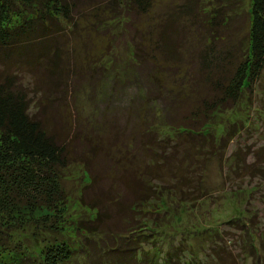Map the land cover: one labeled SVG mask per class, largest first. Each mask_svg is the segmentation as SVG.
Segmentation results:
<instances>
[{"label":"trees","instance_id":"obj_1","mask_svg":"<svg viewBox=\"0 0 264 264\" xmlns=\"http://www.w3.org/2000/svg\"><path fill=\"white\" fill-rule=\"evenodd\" d=\"M153 1L0 0V264H127L136 258L130 254L132 248L137 253L134 241L147 237L144 224L153 218L146 213L164 212L156 204L164 193L193 199L202 191L205 161L234 135L227 127L217 135L210 123L240 100L264 66V0H250L246 41L238 47L218 33V22L207 23L220 10L215 3L205 9L202 0H182L180 8L170 2L154 15ZM198 14L205 20L202 32L192 30ZM135 16L145 22L140 30L133 26ZM92 28L121 41L125 58L109 44L111 57L79 63L71 97L83 81L116 83L121 77L132 78L146 97L139 93L131 103L107 109L105 97L100 105L107 112L97 117L89 111L82 121L71 107L69 123L64 107L57 109L69 84L55 95L46 89L55 91L62 71L70 76L75 66L61 55L63 39ZM184 55L198 82L188 74L193 100L165 87L184 85L176 71ZM243 152L253 159L244 161ZM243 152L235 147L228 153L226 169L264 176V144ZM92 161L101 168L92 169ZM70 163L89 165L83 166L89 179L79 200L95 210L91 224L69 215L63 179ZM110 166L117 177L107 183ZM164 170L170 186L162 183ZM90 188L92 197L86 196ZM258 238L264 246V237ZM252 244H244L241 253H249ZM213 250L214 263H223L222 252Z\"/></svg>","mask_w":264,"mask_h":264},{"label":"rangeland","instance_id":"obj_2","mask_svg":"<svg viewBox=\"0 0 264 264\" xmlns=\"http://www.w3.org/2000/svg\"><path fill=\"white\" fill-rule=\"evenodd\" d=\"M176 1L177 3H175ZM181 1L154 0L151 11L156 15V10L160 11V7H166L170 2L175 3V7L178 4V8H180ZM202 2L205 9H211L210 7L214 3L220 9L213 18H209L210 15L206 17L207 23L218 22V33L230 44L235 41L230 45L231 47L236 42H238L237 47L238 45L243 46L249 24L250 0H202ZM176 13L173 11L172 14ZM183 13L184 11L180 10L178 16L186 18ZM164 14L165 12L162 10L161 16ZM196 17L198 22L192 23V30L199 29L202 32L201 21L205 23V20L201 14ZM185 22L187 24V18ZM144 24L143 20H137V16L133 18V26L136 30H140ZM204 33L207 34L206 30ZM113 39L114 37L107 32L95 33L94 28L91 31L88 29L78 30L76 34L63 39L61 55L63 54L64 59L75 66L71 70L70 76L62 71L63 75L59 86L55 91L53 88L51 91L46 89V93L58 94L62 86L69 84L65 92L66 96H62L61 99L62 106L57 107V109L64 107L62 115L68 119L67 122L72 123L70 122L71 115L68 113V110L72 109L71 107L75 108L78 114L77 118L79 116L82 121L85 113L89 111H93L99 117V115L105 114L106 109L113 104L127 105L133 98L138 97L139 93L142 94V97H146L143 89L138 90L134 86L132 78L125 80L123 77L116 83L108 80L90 85L83 81L74 91V96L71 97L72 81H75L73 80V70L75 67L78 68L79 63L84 65L93 56H99L101 59L111 57V52L107 51L109 44L115 45L113 50L120 57L125 58L126 48L121 41ZM182 39L184 41L183 36ZM195 45L196 43L192 42V46ZM72 46L74 52H71L70 55L69 50ZM175 51H179V47ZM180 51L187 54L184 46H180ZM183 59L184 61L178 67L179 70L176 71L183 75L184 85L178 87L167 82L165 87L172 91L181 89L183 94L187 93V100H193L194 97H190L188 94L190 82L188 74H192L190 73L192 66H190L188 56L184 55ZM28 74L26 73V76ZM192 76L194 79L193 74ZM194 80L198 84L197 79ZM105 97L107 99L104 103L106 109L100 105ZM45 109L46 107H44ZM51 110L54 112L55 108ZM67 127L70 128V126ZM211 127L217 135L222 134L225 127L228 128V131H233L234 135L224 142L221 150L215 152L209 160L205 161L199 178L200 184H198L202 191L195 195L198 198L182 197L183 199H179L178 195L171 191L164 193L163 197L156 201L159 209H163L164 212H160L158 216L146 213L154 220L148 219L144 224L145 227H148L144 230L147 237L139 244L134 241L133 246L137 247V253H132L134 250L132 248L130 254L136 258L130 259L127 264H216L212 259L213 248H216V251L219 250V253L222 252L223 263L219 264H264V246L260 244L258 238V235L264 237V176L260 172L259 174H257L258 172L250 174L244 170H227L223 161V158L235 147L236 150L243 152L247 147L253 149L264 144V66L260 76L250 86L244 88L240 100L233 107L216 113L213 122L210 123L209 128ZM114 146H118V143L112 148ZM237 147H241V149ZM114 152L116 150L111 153ZM245 153L241 154L246 157L244 161H251L253 155ZM92 163L93 165H90L92 169H99L102 166L97 161H92ZM83 166L89 167V165L86 167L81 163H70L64 170L63 183L69 193L68 212L73 222L77 223L78 219H85L87 224H91L95 210L84 206L79 200L81 186L89 179ZM112 168L110 166V172L104 182L108 183L113 180L112 178L117 177L116 170H112ZM164 173L162 183L170 186L168 184L170 180L167 178L165 170ZM86 192V196H93L92 188ZM112 217L115 218L114 214L110 213V218ZM69 232L72 231L69 230ZM94 239L97 245L99 238L95 237ZM250 242L253 243L252 247H249L250 252L243 255L241 253L243 245ZM31 243L35 247L37 241L32 239ZM112 243L113 241L110 244ZM181 256L182 260L179 259ZM177 258L179 262H176ZM163 259L168 263H165Z\"/></svg>","mask_w":264,"mask_h":264}]
</instances>
